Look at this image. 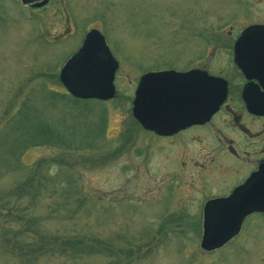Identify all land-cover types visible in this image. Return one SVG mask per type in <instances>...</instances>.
<instances>
[{
	"label": "rangeland",
	"instance_id": "rangeland-1",
	"mask_svg": "<svg viewBox=\"0 0 264 264\" xmlns=\"http://www.w3.org/2000/svg\"><path fill=\"white\" fill-rule=\"evenodd\" d=\"M252 24L264 0H0V131L27 102L48 128L47 143L0 153V193L37 173V228L51 236L2 238L0 225V264H264L263 214L223 248L200 247L205 201L236 179L221 144L160 140L132 115L147 71L200 63L233 77L225 49ZM93 28L119 62L116 96L76 102L57 79Z\"/></svg>",
	"mask_w": 264,
	"mask_h": 264
},
{
	"label": "water",
	"instance_id": "water-1",
	"mask_svg": "<svg viewBox=\"0 0 264 264\" xmlns=\"http://www.w3.org/2000/svg\"><path fill=\"white\" fill-rule=\"evenodd\" d=\"M36 1L21 0L23 4L39 8L49 0ZM262 46L264 25L248 26L235 42V60L246 74L250 66L244 61L241 63V56ZM118 68L119 62L104 35L91 29L81 48L61 68L59 78L74 98L108 101L116 95L114 81ZM226 93V80L209 75L207 71H152L139 79L132 114L146 130L158 135H173L186 125L208 121L218 111ZM254 212H264V166L229 196L206 202L201 248L213 251L224 246L238 235L244 219Z\"/></svg>",
	"mask_w": 264,
	"mask_h": 264
},
{
	"label": "flooded vegetation",
	"instance_id": "flooded-vegetation-1",
	"mask_svg": "<svg viewBox=\"0 0 264 264\" xmlns=\"http://www.w3.org/2000/svg\"><path fill=\"white\" fill-rule=\"evenodd\" d=\"M252 50L250 54L240 58L241 63L244 61L250 66L248 74L235 60L234 45L233 49H225L230 56V61L226 65L233 70L231 73L233 77L230 73H211L207 66L200 63L183 69L166 68L181 72L199 69L221 77L227 82L226 98L208 121L186 125L170 136L151 132L160 140L180 138L200 142L211 137L217 144H221L225 154L223 160H231V163L224 161L225 174L236 179L230 189L212 194L205 203L214 198L229 196L237 187L243 186L253 174L258 173L261 166H264V46ZM209 52L208 49L207 54ZM255 214H264V212H255Z\"/></svg>",
	"mask_w": 264,
	"mask_h": 264
},
{
	"label": "trees",
	"instance_id": "trees-1",
	"mask_svg": "<svg viewBox=\"0 0 264 264\" xmlns=\"http://www.w3.org/2000/svg\"><path fill=\"white\" fill-rule=\"evenodd\" d=\"M57 81L60 86L59 79ZM65 97L76 102L82 101L69 94H66ZM34 108H37L35 104L27 102L16 115L9 116L7 121L9 127L6 125V129L0 131V153L5 152L6 156L11 157L12 154H18L19 146L26 150L32 146L47 143L46 140H43V136L47 135L44 130L48 129L47 125L37 114V111L33 110ZM10 125H14V127L12 128ZM36 125L39 129L34 130ZM33 175V178L21 182L14 190L0 193V225L8 229L1 235L2 238L7 236L8 239L9 236L15 239L29 238L42 242L51 239L50 235H46L37 228V226L42 227V221H44L36 210L40 202V193L47 187V184L38 179L37 173ZM14 223L19 225L17 232L11 230L13 228L11 225ZM71 244L74 249L77 246L81 247L78 242H71Z\"/></svg>",
	"mask_w": 264,
	"mask_h": 264
}]
</instances>
